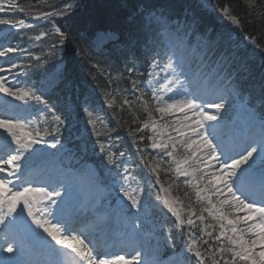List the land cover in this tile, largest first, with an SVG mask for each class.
I'll use <instances>...</instances> for the list:
<instances>
[{
  "label": "snow or ice",
  "instance_id": "snow-or-ice-1",
  "mask_svg": "<svg viewBox=\"0 0 264 264\" xmlns=\"http://www.w3.org/2000/svg\"><path fill=\"white\" fill-rule=\"evenodd\" d=\"M78 7L66 2L57 11L31 19H69ZM214 11L236 29L241 27V17L233 14L236 6L225 3L214 6ZM16 12L24 9L14 0L0 2V28L9 32L30 28L24 18H7ZM54 32L58 43L41 55H33L31 47L0 43V94L5 97L0 105V252L10 254L0 264H145L140 250L131 258L102 250L96 235L116 243L143 240L142 221L150 205L175 218L171 226L167 221L160 224V232L170 247L180 236L181 249L174 255L185 259L169 264H264V74L259 102L253 105L230 71L235 51L221 52L210 66L215 42L198 34L193 23L152 3L133 7L126 39L118 44L133 57L131 66L126 64L132 99L125 96L121 107L131 109L138 102L147 114V119L133 120L134 131L128 129L133 143L146 142L147 147L137 148L136 157L125 151L117 155L113 149L119 137L114 138L107 125L105 131L97 129L95 100L83 84L69 78L63 56L56 64L57 82H65L70 93L63 107L50 103L47 90L30 80L26 68L31 65L22 60L39 63L45 56H55L68 41L61 27ZM104 40L118 42L120 37L115 32L98 33L97 48ZM244 42L259 47L257 37L244 34L236 47ZM141 49L146 56L144 72L136 68ZM77 51L83 59V51ZM95 67H100L99 61ZM108 75L111 83L124 77ZM114 102L115 97L105 101L109 108ZM36 106L39 120L28 112ZM234 106L232 117L228 114ZM81 121L82 130L75 127ZM74 133L80 142L77 150L98 155V164L80 163L75 152L71 159L79 167L71 159L66 167L53 164L57 153L67 151L65 136ZM149 152L156 153L152 160L147 159ZM140 169H147L155 180L145 185L136 174ZM161 171L171 172L176 180L183 178L195 200L184 205L172 198L171 185L165 188L161 182ZM155 185L159 188L153 199ZM106 191L116 194L113 200H106ZM84 193L91 218L77 226Z\"/></svg>",
  "mask_w": 264,
  "mask_h": 264
},
{
  "label": "trees",
  "instance_id": "trees-1",
  "mask_svg": "<svg viewBox=\"0 0 264 264\" xmlns=\"http://www.w3.org/2000/svg\"><path fill=\"white\" fill-rule=\"evenodd\" d=\"M34 2V0H29ZM57 1V0H55ZM80 6L75 10L74 14L69 19H63L60 27L68 34V41L65 43V59L68 65L67 75L78 84H83L85 88L92 94L95 100V108L98 100L94 95L95 92L105 94L106 98L113 99L115 102L108 112L97 111L95 116L102 118V128L100 131H105L107 128L113 129L118 133L126 145H130L128 129L135 130L136 124H133L135 118H139L143 112L138 102L135 107L127 109L121 107V102L125 96L131 97V85L129 77L126 73V64L131 66V55H125L124 52L114 54L95 53L87 43L86 36L96 29H119L124 27V20L133 7L142 6L144 3L164 4L171 8L183 11L187 10V17L194 24L196 32L205 35L207 28L211 30L212 35L223 37L228 27L233 28L234 39L232 43L241 40V34L257 37L259 50H264V19L261 14H264V0H80ZM53 0L47 2L35 3L38 11L48 8ZM58 2V1H57ZM225 3H230L236 6L234 15L241 17V27L236 29L235 26L218 19L213 14L214 6L221 7ZM85 31L87 33H85ZM209 33V35H211ZM215 36H212L214 38ZM245 44V42L243 43ZM220 47V46H219ZM255 47V46H254ZM261 48V49H260ZM82 50L84 58H80L77 50ZM136 68L138 72H144L145 61L144 53L140 50L136 57ZM100 62V67L96 68V62ZM109 73L112 77L123 73L124 77L116 83L109 81ZM262 74L258 75L256 93H260V83ZM135 79V77H131ZM91 84L95 88V92L89 87ZM49 102H53V98H48ZM119 122V124H117ZM76 128L83 129V123L77 122ZM136 144V143H135ZM169 176L163 178V183L169 182ZM171 184V183H170Z\"/></svg>",
  "mask_w": 264,
  "mask_h": 264
},
{
  "label": "rangeland",
  "instance_id": "rangeland-1",
  "mask_svg": "<svg viewBox=\"0 0 264 264\" xmlns=\"http://www.w3.org/2000/svg\"><path fill=\"white\" fill-rule=\"evenodd\" d=\"M0 2L3 3L2 0H0ZM209 64H210V66L213 65L212 63H209ZM46 77H47V79H46ZM54 80H56V70L52 72V77L50 75L45 76L43 78V83H42V80L40 81L39 87L40 88H44L46 90H51L53 88V86H54V84H53ZM234 103L235 102H233V104ZM234 113H236V111ZM52 151L55 152L56 150H52ZM143 170H144V174L149 177L150 175L147 174V169H143ZM144 179L145 178L143 176H141V181L142 182H144ZM180 179H182V181H183V178H180ZM161 195H163V193H161ZM170 196L172 198H174L171 192H170ZM153 199H155V198H153ZM176 206L179 208L180 204L178 203ZM154 209L160 211V209L154 208V207H152L150 205L149 206V210H148V215H147L146 219L144 221H142V223H143V225L146 223V226H144V229L150 235V241L147 242V247H146V248L150 249V254H148V256H151L154 261L156 260L158 262L159 261L158 257L162 253L161 245H162V241H164V238H163V234L160 232V224H162V221H156L155 219L151 218V216L153 214L152 210H154ZM168 215H171V214L169 213ZM161 216L165 217L164 212H161ZM154 221H155V223H153ZM209 223H211V221H209ZM145 259H146V257H145ZM168 259L169 260H174V259H183V258L182 257L171 256Z\"/></svg>",
  "mask_w": 264,
  "mask_h": 264
},
{
  "label": "bare ground",
  "instance_id": "bare-ground-1",
  "mask_svg": "<svg viewBox=\"0 0 264 264\" xmlns=\"http://www.w3.org/2000/svg\"><path fill=\"white\" fill-rule=\"evenodd\" d=\"M2 136H3V134L0 133V137H2ZM137 240L140 242V239L139 238L133 239L131 241H132V243L136 244V247H139V245H141V244L140 243H137ZM37 243L40 244V241H37ZM145 263L146 264H153V261L151 259H149V258H146L145 259Z\"/></svg>",
  "mask_w": 264,
  "mask_h": 264
}]
</instances>
